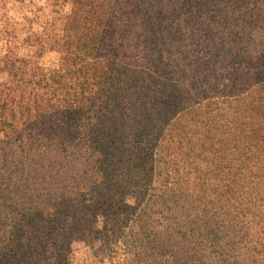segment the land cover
Wrapping results in <instances>:
<instances>
[{
    "label": "rangeland",
    "instance_id": "1",
    "mask_svg": "<svg viewBox=\"0 0 264 264\" xmlns=\"http://www.w3.org/2000/svg\"><path fill=\"white\" fill-rule=\"evenodd\" d=\"M195 3L56 0L53 6V0H0V264H264V54L246 64L248 81L226 59L219 70L217 59L207 64L213 40L196 30L213 13ZM71 21L90 38L105 30L102 58L84 63L90 73L106 70L111 78L106 90L120 96L110 104L115 112L106 123L120 137H114V147L101 144L97 134L104 99L75 119L82 126L63 130L69 124L64 117L52 129L57 118H51L49 94L39 99V114L49 116L44 128L42 118L39 128L33 127V117L6 97L8 90L26 89L24 80L39 73L37 66L51 71L65 63L60 52L71 38L62 29ZM237 79L241 82L234 88ZM137 85L150 87L142 95L151 106L157 98L175 113L182 114L199 94L215 102L180 119L173 113L160 131L154 119L131 116ZM175 89L184 99L176 107ZM227 90L242 99L223 100ZM1 119L24 128V140L8 141ZM184 126L190 146L180 162L188 185L172 212L164 183L138 176L150 166L136 168L134 154H129L132 160L120 157L115 148L127 145L137 153L138 133L150 136L144 137L150 143L160 135L175 142ZM42 129L51 135L41 134ZM167 143L160 145L162 153ZM103 145L114 153L107 171L100 168ZM146 154H152L150 145Z\"/></svg>",
    "mask_w": 264,
    "mask_h": 264
},
{
    "label": "trees",
    "instance_id": "2",
    "mask_svg": "<svg viewBox=\"0 0 264 264\" xmlns=\"http://www.w3.org/2000/svg\"><path fill=\"white\" fill-rule=\"evenodd\" d=\"M63 1L64 3L67 2V0ZM176 2L182 5L196 2V7L203 6L204 8L210 7L212 9L213 14L206 15L203 23L196 30L201 31L204 38L211 37L213 40V46L207 47L213 49L212 60L207 64H210L217 59V63L214 67L219 70L222 62L226 59L227 62H230L235 66V72L236 70L241 72V80H250V75L245 67L246 64L248 61H253L256 56L258 57L264 54V0H176ZM55 4L56 0H53V6ZM191 18L198 20L197 16ZM79 28V33H76ZM222 30H224V33L220 37ZM62 32L64 33V36L71 38L63 42V47H67V50L60 52L62 55L61 59L65 61V63L63 64L60 62L59 67L56 70L51 71H46L41 66H37L36 70L41 73L40 76L39 73L34 72L32 76L24 80L23 84L26 85L28 89H20L19 94L17 93V90L12 92L8 90L6 91V97L11 99V104L17 103L19 109L22 110V108H24L26 113L33 117V127L39 128V120L42 118L43 121L40 122L44 124H41L40 127L44 128V125H48L50 122L45 118V116H48V113L39 114V108L42 105L39 102V99H45V95L49 94L53 100V104H51L52 100L47 98L50 108H52L54 113L51 118H55V120L57 118L52 129L55 128V125L58 123V117H64L67 121L66 124H69L66 125L63 130H67L71 125L74 126L73 128L82 126V122L75 119L77 117L81 118L86 111L91 110L95 100L104 99L105 101L100 104L99 107L101 113L105 109L106 111L101 115L103 121L97 125L100 127L97 134L101 137V144L104 141L106 144H111L114 147V137H120L116 133L109 132L110 130L106 127V123L109 117L115 112L114 110H111L110 104L115 103L120 96L117 92L112 91L111 89L106 90V82L111 80V78H109L110 75L106 70L95 69L93 73H90V65L84 63L88 58H93V60L102 58L101 52L104 50V44L107 39L104 36L105 30L103 29L100 31L99 37L95 38L92 35L90 38L84 34L85 32L81 33L80 25H76V22L71 21L63 27ZM72 32L74 35H72ZM216 37L218 38L217 43H215ZM67 57L69 58L67 59ZM239 61H241L240 65L238 63ZM27 66L28 65L25 64L24 68ZM23 72L25 73V71ZM219 78L222 79L220 76ZM255 78L258 80L257 84L262 83L261 78ZM68 79L71 81L75 79V82L78 81L76 86L67 87L66 82ZM238 82H241L240 79H237L235 83H232V87L239 88L237 84ZM39 88L45 90V93L41 94ZM149 89V86L137 85L133 87V91L139 93L133 95L136 102L133 104L130 114L133 118L144 115L147 119H154L156 123L159 124L157 126L158 130L165 131V125L170 121V116L173 115L175 111L166 104L167 101L161 103L157 98L152 102V105L154 104V106H151V103H147V98L143 97L142 92ZM165 91V88L161 90V92ZM173 91L176 92L172 93L174 100H176L174 101L173 106L176 107L178 104H182L184 99L181 98L183 96L179 95L177 89ZM223 95L224 97H227L223 100L239 101L242 99L240 95L231 94V91L228 90L225 91ZM199 96L204 97L200 94ZM201 97H198L197 95L196 100L192 101V106L183 108L182 114H180L178 110L174 115L178 116V119H180L184 114L188 113L189 110L196 109L197 111H202V107L207 109L215 102L213 101V98H211V95H207L204 97V101L199 102L198 98ZM167 98L170 99V96L168 95ZM155 105L158 109H154ZM3 107L4 106L1 108L3 109ZM228 109L230 108H227V110ZM32 111L36 113L38 112V114L32 113ZM205 114H207V110ZM101 116L98 118H101ZM19 122L22 121L20 120ZM13 123L15 122L1 119V132L9 129L7 135H5L7 140L22 142L26 131H24V128L14 129ZM205 123L208 126V122ZM119 126L115 129L119 128ZM145 126L146 125L143 121L139 122V129L141 131L145 129ZM225 126L228 128V124L225 123ZM213 128L215 131L216 128ZM51 133V130L45 131L42 129L41 131V134L45 135H51ZM145 136L151 139L147 134L144 136L140 133L135 135V137L140 138L141 143L138 147L137 153L130 151L127 145H123V148L117 147L115 148V151L120 157L128 155L127 158L130 160H132V158H130L129 154H134V160L137 162L135 165L136 168L140 169L147 165L150 166V168L145 167L144 169L138 170V176L140 179L149 180L158 177L159 181L163 182L165 185L164 190L162 189V191L166 194L171 203L172 212H175L176 208L180 205L179 202L182 201L177 200V198L178 196H184V186L188 185V183L184 181V177L181 175L180 162L184 147L186 145L190 146L189 139H187L189 136L188 131L186 130V126H184L181 133L177 135L175 142L173 136L167 140L163 135H160L156 137L154 143H150L144 140ZM165 140L168 142V147L165 152L162 153V151L159 150V147ZM205 140H207V138H205ZM217 143L218 141L215 142V144ZM149 145L152 152L151 155L146 154L149 150ZM171 147H173V149H170ZM99 150L100 154L104 156V162L100 168L107 171L112 162V156L114 153H111L113 151H109L105 145L100 147ZM168 157H170L169 161L167 160ZM96 163L99 165V161ZM125 168L126 167H124V169ZM183 170L185 169L182 167V171ZM186 175L190 176V173L186 172ZM205 218L209 223L212 222V218ZM30 226H33V223H30Z\"/></svg>",
    "mask_w": 264,
    "mask_h": 264
}]
</instances>
